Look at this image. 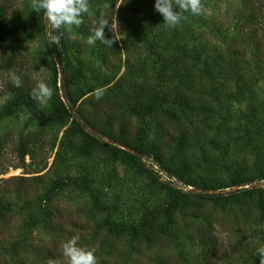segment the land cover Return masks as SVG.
Wrapping results in <instances>:
<instances>
[{"label": "rangeland", "instance_id": "rangeland-1", "mask_svg": "<svg viewBox=\"0 0 264 264\" xmlns=\"http://www.w3.org/2000/svg\"><path fill=\"white\" fill-rule=\"evenodd\" d=\"M202 2L203 15L185 13L187 19L170 28L155 0H90L84 24L57 33L69 82L64 95L60 67L48 52L44 12L34 11L30 0H0V115L19 98L6 93V85L13 86L9 72L21 77L20 88L31 100L34 73L54 92L46 104L33 100L35 109L21 106L0 119L3 167L14 162L18 143L30 150L24 165L9 167L0 180L42 176L31 190L36 204L44 203L57 179L86 181L91 192L62 189L47 209L52 216L59 211L56 221L64 232L75 226L79 246L94 248L98 264H260L255 249L264 245V38L252 45L247 34L263 36L264 0ZM101 14L109 19L106 38L118 37L112 48L87 44ZM174 42L185 47L188 78L181 81L160 71L181 57ZM219 57L227 67L223 74L215 68ZM97 88L105 90L99 101L92 95ZM239 88L247 89L235 100L231 94ZM68 100L77 118L36 119V112L63 113ZM252 110L256 117L248 120ZM105 144L132 157L115 156ZM239 188L249 191L226 195ZM210 194L225 195L206 198ZM9 202L11 217L0 225V239L25 241L20 250L0 252V264H63L61 246L71 237L43 226L22 232L28 214H20L18 199ZM29 213L41 216L33 207ZM108 221L129 229L114 235ZM133 228L141 235L132 236ZM47 249L57 256L37 254Z\"/></svg>", "mask_w": 264, "mask_h": 264}, {"label": "trees", "instance_id": "trees-1", "mask_svg": "<svg viewBox=\"0 0 264 264\" xmlns=\"http://www.w3.org/2000/svg\"><path fill=\"white\" fill-rule=\"evenodd\" d=\"M190 17H192L191 14H189ZM248 38L252 43V45H256V39L257 37H259L260 39H262V37L264 38V31H263V36H259V32L258 34L254 33L253 31H251L250 34H247ZM177 37V36H175ZM173 39L175 40V38L173 37ZM174 53H181V57L177 58H173V61L169 64L168 66V71L166 70L167 67H163L161 66L160 71L163 75V77L167 76L168 74H170V81H181L182 79H186L188 78V73L187 70L185 69L186 64H184V60L185 57V51H184V46H179L177 45V42H174ZM48 45V52L50 54V56L56 61V64L60 67V73L62 75V83H61V88L63 90V94L65 95L67 93V88L69 86V82L67 80V67L65 64V61L62 58V46L60 44H52L50 42L47 43ZM151 55L155 54V49H152ZM240 55V59H242L241 54ZM196 56V55H195ZM194 61L197 60V57H195V59H193ZM218 61V60H217ZM221 57H219V61L215 62V68L218 66V73L223 74L226 71L225 66L223 65V63H221ZM231 63L227 64L230 65ZM235 77H237L236 75H232L233 80H235ZM216 78H220L219 75L216 76ZM240 80H238L237 82H239ZM214 83V79L212 80V84ZM213 87H216L215 85H213ZM247 89V88H244ZM243 88H239L237 90V94H231V97L235 100H242V97H244V90ZM6 93H13V94H18L19 98L15 104V106H10L8 107L4 112L1 113L0 115V119L2 117H4L5 114L10 113L11 111L17 110L19 109L21 106H27V107H31L33 109H35V105L33 100L30 99L29 97V92L22 90L20 87H14L11 84H7L6 85ZM217 94L213 93V97H216ZM177 104H179L180 106H184L185 102L180 99L178 97L177 99ZM255 110L251 112V116L248 117V120H253L255 119L256 115H255ZM77 110L75 109V105L71 100L67 101V105L66 108L63 110V113H56V114H52L50 116H43L41 114H38L37 112L35 113V117L39 122H50L53 120H56L58 117H60L61 115H72L74 118H77ZM134 113L137 115H143L144 110H140V109H135ZM118 145L130 150H134L135 152L141 153L140 149L137 148H131L129 145H127L126 143H124L123 141H118ZM106 145V144H105ZM106 147H108V149L111 151V153L115 156H130L132 157V155L129 154V152H126L124 150H122L121 148L115 147V146H109L106 145ZM15 157H13L14 162L11 161L9 162V164H7L5 167H3L2 164H4V160L6 158H3V147L2 145H0V175L4 174L7 169L9 167H18L20 165H24V159L25 156L30 154V150L28 149V143H18L15 146ZM148 159V158H147ZM42 179V176H37V177H14V178H10L8 180H0V184H4V183H8L9 187L7 188H2L0 185V225L3 224H8V222L10 221L11 217V206L12 204L9 202V199H18L22 205L17 206V208L20 210V214L22 215H26L28 214V220L27 223L22 225L21 229L22 232L24 231H32L35 228H37L38 226H43L44 229H47L50 232H59V233H66L68 237H72L74 235L73 233V225H70L72 228L67 229V232H64L62 229V223L61 222H57V219H62L61 215L59 214V211H56L55 215H51L50 212H48L47 209V204L48 202L51 200L52 196H54L58 191L62 190V189H68V188H73V187H77L80 189H84L86 191L91 192V188L89 186V184L84 181V180H78V179H74V178H66V179H57L54 184H53V190L50 193H47L44 197V203H34L33 201L31 202L30 198H31V190L35 189V186L37 185V183H40V180ZM242 184H239L237 186H241ZM185 187L187 186H183V189H186ZM249 190L245 189V188H239L236 190H232L228 193H226L227 196H233L234 194H238L241 192H247ZM225 194H210L207 195L206 198H210V199H218L222 196H224ZM14 205V207H16ZM35 210V211H39L41 216H37L36 214L32 215L31 213V209ZM73 224H75L74 222H72ZM108 226H109V230L114 234V235H119V234H123L124 232H126L129 228L122 226L119 228H116L113 223L111 221L107 222ZM144 237H146L147 240H149L150 236L149 234L146 236L144 234V232H142ZM25 234V233H23ZM132 236H138L141 235V232L139 234L138 229L137 228H133L131 231ZM24 241L23 239H21V241H12L11 237L7 236L3 239H0V252H4V251H8V250H17L21 247H23L24 245ZM214 243V242H213ZM212 243V244H213ZM212 244L209 246V248L207 249V251H214V245L212 246ZM20 250V249H19ZM38 255H42V256H47L50 258H55L57 255L54 253V250L51 249H47L45 251H39L37 253ZM205 264H213L211 263L209 260H205Z\"/></svg>", "mask_w": 264, "mask_h": 264}, {"label": "clouds", "instance_id": "clouds-1", "mask_svg": "<svg viewBox=\"0 0 264 264\" xmlns=\"http://www.w3.org/2000/svg\"><path fill=\"white\" fill-rule=\"evenodd\" d=\"M31 8L36 12H44L47 20L49 42L58 44L63 31L71 32L73 28H80L84 24L83 17L91 15L90 0H30ZM178 8V10H177ZM155 10L163 16L164 24L170 28L177 27L182 20L187 19L185 13L192 16H200L205 12L202 0H155ZM109 25V19L101 14L97 24L90 29L87 44L93 46L97 41L111 47L118 39L117 35L111 39L106 38L105 28ZM113 30V26H112ZM114 31V30H113ZM8 77L14 87H22V79L14 72H9ZM32 79L35 85L30 96L39 105L46 104L54 95L53 89L42 79L38 73H34ZM105 90L97 88L93 92L96 101L103 98ZM264 228V225L260 226ZM80 236L74 235L61 246L63 264H98L95 249L79 246ZM259 256L260 264H264V245L255 249ZM48 264H61L57 260H49Z\"/></svg>", "mask_w": 264, "mask_h": 264}]
</instances>
